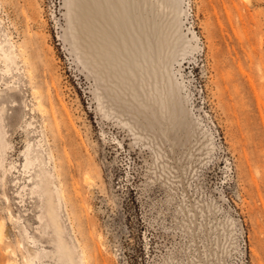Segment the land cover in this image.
Here are the masks:
<instances>
[{
  "label": "rangeland",
  "instance_id": "1",
  "mask_svg": "<svg viewBox=\"0 0 264 264\" xmlns=\"http://www.w3.org/2000/svg\"><path fill=\"white\" fill-rule=\"evenodd\" d=\"M0 37L5 116L51 147L87 264H264V0H0ZM10 127L0 216L53 249Z\"/></svg>",
  "mask_w": 264,
  "mask_h": 264
},
{
  "label": "bare ground",
  "instance_id": "2",
  "mask_svg": "<svg viewBox=\"0 0 264 264\" xmlns=\"http://www.w3.org/2000/svg\"><path fill=\"white\" fill-rule=\"evenodd\" d=\"M16 54L14 44L9 39H5V42L0 40V58L5 61L8 69H10L11 61H15ZM1 96L2 93H0V97ZM1 103L2 100L0 99V142L2 151L6 153L11 147L8 141L10 131L8 127L12 126L14 129L12 134H26L27 148L24 153L26 161L24 162L23 172L30 173L28 175L29 181L32 180L34 183L31 193L36 195L35 203L38 204L40 202L39 200H43L41 207L45 210L44 213L38 215L39 219L43 222L42 236L45 237L44 239L54 243V248L50 250H47L46 247L42 248L44 251L36 248L33 242H36L37 239L32 233L30 235L26 228L25 238L28 240L27 246L26 241L24 242V240H26L25 238L23 241L18 239L19 245H15V239L17 238L15 236L12 237L13 230L9 226V222L6 221L4 214H2L0 216L1 264H36L38 261L41 262L42 257L48 256L56 259L58 264H79V260L83 264H87L86 250L83 249L79 254L75 243L69 238V232L61 217L60 207L58 205L60 185L57 182V177L59 178V174H57V161L51 147H47L49 144H47L48 142L43 139V137H38L35 141H31L29 136L36 135L39 130L27 119V113H20L22 119L18 117L16 119L12 118L7 120L4 112L6 109L5 103L3 105ZM60 136L62 138L64 137L61 132ZM66 155L68 173L70 174L73 170L72 161L67 152ZM12 205L10 201L9 204L6 205V208L10 214V218L13 219L14 214ZM26 217L30 221L35 220V214L32 212L28 213ZM46 234H49L50 237L48 238ZM8 237H11V239H7ZM19 255L22 256L23 261L20 260L21 257H19Z\"/></svg>",
  "mask_w": 264,
  "mask_h": 264
}]
</instances>
